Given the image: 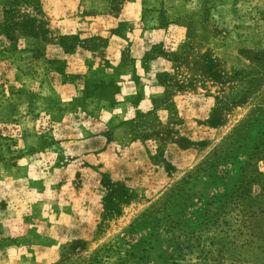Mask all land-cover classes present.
I'll list each match as a JSON object with an SVG mask.
<instances>
[{"label": "rangeland", "instance_id": "obj_1", "mask_svg": "<svg viewBox=\"0 0 264 264\" xmlns=\"http://www.w3.org/2000/svg\"><path fill=\"white\" fill-rule=\"evenodd\" d=\"M72 3L0 0V264H264V0Z\"/></svg>", "mask_w": 264, "mask_h": 264}, {"label": "crops", "instance_id": "obj_2", "mask_svg": "<svg viewBox=\"0 0 264 264\" xmlns=\"http://www.w3.org/2000/svg\"><path fill=\"white\" fill-rule=\"evenodd\" d=\"M63 1H65L66 2V5H67V7L66 6H64L63 8H59L58 10H57V13L58 14H60V15H62V16H73L74 14H73V12H74V6H73V3H72V1L73 0H63ZM70 12V13H69ZM67 24V25H66ZM62 27H60V31L61 30H70V32L71 31H73L74 29H73V24L71 23V20H69V21H64L63 22V25H61Z\"/></svg>", "mask_w": 264, "mask_h": 264}, {"label": "trees", "instance_id": "obj_3", "mask_svg": "<svg viewBox=\"0 0 264 264\" xmlns=\"http://www.w3.org/2000/svg\"><path fill=\"white\" fill-rule=\"evenodd\" d=\"M105 186H107V185H105Z\"/></svg>", "mask_w": 264, "mask_h": 264}]
</instances>
